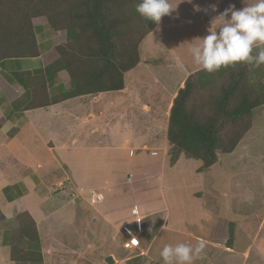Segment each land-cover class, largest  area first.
I'll return each mask as SVG.
<instances>
[{
    "label": "crops",
    "instance_id": "crops-1",
    "mask_svg": "<svg viewBox=\"0 0 264 264\" xmlns=\"http://www.w3.org/2000/svg\"><path fill=\"white\" fill-rule=\"evenodd\" d=\"M245 3L194 0L190 4L192 12H196L194 5L207 11L197 12L191 20L184 11L175 12L176 20L163 17L160 30L154 27L142 41L140 52L149 54L155 48L170 55L181 52L173 47L172 40L185 45L206 36L210 27H217L213 19L220 12L230 5L241 9ZM211 5L217 6L216 12L211 11ZM33 26L38 55L0 62V264H102L108 247L115 248L119 238L122 246L120 230L135 218L133 209L144 217L140 237L146 231V219L155 213L134 192L136 184L155 180L164 196L170 191L164 186L167 172L173 170L166 165L163 152L170 146V113L186 79L201 69L194 65L184 68L187 61L176 55L185 75L174 90L160 97L147 83L141 88L140 78L149 67L140 55L138 66L125 75V89L115 91L120 95L108 92L66 98L64 95L72 89L69 73L48 72L47 67L59 58L58 47L68 41V34L55 30L41 17L33 20ZM149 35H155V39ZM158 40L162 46L153 43ZM144 41L150 42L145 49ZM36 92L40 107L34 106ZM136 150L142 154L136 156ZM221 162L220 157L215 165ZM200 190L194 193L198 211L191 216L192 230L183 233L195 243L191 246L201 241L206 245L208 254L194 264H264V195L257 209L244 211L237 202L254 207L258 199L253 195L230 196L227 203H222L219 193L207 195ZM91 194L102 198L95 203ZM204 194L212 201L205 200ZM165 201V209L170 212L167 198ZM230 206L238 218L222 213ZM167 217L170 219L171 213ZM32 222L37 238L30 231ZM240 238L243 244H239ZM153 242L154 238L145 249L138 250L140 258L146 260L144 264H155L151 257ZM13 246L20 251L17 260L12 259ZM37 253L42 255L41 263L31 255ZM108 256L118 261L112 251L105 260Z\"/></svg>",
    "mask_w": 264,
    "mask_h": 264
},
{
    "label": "trees",
    "instance_id": "trees-1",
    "mask_svg": "<svg viewBox=\"0 0 264 264\" xmlns=\"http://www.w3.org/2000/svg\"><path fill=\"white\" fill-rule=\"evenodd\" d=\"M138 3L140 0H0V62L38 55L33 20L41 17L68 34V41L58 47L59 58L47 67L48 72L69 73L72 89L64 97L122 91L126 73L141 61L142 41L156 26L136 12ZM235 66L217 71L222 81L218 87H208L207 93L210 81L203 70L191 74L179 90L168 126L172 164L184 153L208 169L218 163L220 155L233 153L252 129L254 112L264 106V78L251 84L246 66L224 74ZM202 90L206 94L200 95ZM34 97V106L40 107L39 93ZM31 224L29 229L37 238L36 225ZM18 250L13 246L12 259L17 260ZM31 255L42 262L41 253ZM138 261L146 262L142 257Z\"/></svg>",
    "mask_w": 264,
    "mask_h": 264
},
{
    "label": "rangeland",
    "instance_id": "rangeland-1",
    "mask_svg": "<svg viewBox=\"0 0 264 264\" xmlns=\"http://www.w3.org/2000/svg\"><path fill=\"white\" fill-rule=\"evenodd\" d=\"M179 2L180 0H171L173 6ZM176 11L187 12L189 15L187 20H191L197 15V11L192 12L190 4L187 2L179 3ZM169 17L171 20H176V18H178L175 12H173ZM170 34L173 35L172 32ZM149 37L155 39V35H149ZM200 42L201 41L198 37L186 42L185 45L172 40L171 43L173 47H176L181 52H171V55L162 53L158 48H155L152 52H149V54H146L147 52H140V55L145 57V63H147L149 67V71H143V76L140 78V82L142 83L141 88H143L147 83L150 91L159 92L160 97L161 94L165 96L167 95V92L174 90L177 87L178 81H180L185 75L184 73H181L176 55L179 56V54H181L184 61H187L184 68H189L190 66L192 69V65H197L191 55L190 48L194 45H198ZM149 43V41L143 42L144 49ZM153 43H156L157 47L162 46V44L160 45L159 40L156 42L154 41ZM244 66L247 67L249 77L248 80H250L251 84H257L261 80L262 76L264 78V64L256 67L254 64L238 63L235 67L225 70L224 74L229 75L231 73L230 71H238V69ZM139 68H141L139 70H142V66ZM206 75L210 81V84L207 85L205 90L207 93L208 87H218L222 79L221 74L218 72H207ZM155 83L158 84L155 85ZM159 84H161V86ZM132 86L134 88V85ZM255 88L258 90V85H255ZM206 93H203L202 90L199 94L203 95ZM110 95L118 96L120 93L115 92ZM163 152L165 153L164 155L167 156L165 158L166 165L171 167L173 170L171 172H167L168 183L164 187H168L170 191L166 194V196L163 194L161 184L155 180L147 183L142 181L139 184H136L135 190L133 189L134 192L137 193L138 198L141 199L143 205H146L148 208H152V210L155 211L153 215L146 219V231L140 237L142 241L141 249H145L149 245L151 239L154 238L151 248V257L153 258L155 264H164V261L160 256V252L166 245L175 246L179 243L189 245L192 243L195 245L191 238L187 237L183 233L185 231L191 232L192 230L191 216L196 213L198 205L196 203L197 197L194 196V193L198 192L199 189L207 195H211L214 192L219 193L220 198H222V203H224V201L227 203L230 196L248 198L249 195H253L251 197H256L258 199L255 202L256 206L249 207L244 202L243 204L237 202V207L244 211H253L257 209V204H260L262 201V195H264V106L256 109L254 112L252 129L240 141L235 151L230 154L220 155L219 159L221 157L222 162L218 165H214L211 169H203V163L201 161L191 159L184 153L179 155V160L176 164H172L171 158L174 152L171 145L167 151ZM125 153L127 155L128 151ZM135 153L137 156L142 154V151L136 150ZM160 158H162V156H160ZM141 163L146 164L145 162ZM125 189H127V192L132 193L130 192L131 188L128 189L127 187ZM201 194L202 193L198 195ZM207 195H203L204 199L211 202L212 199L207 197ZM108 196L111 197L114 196V194H108ZM165 198H167V201L169 202L168 205H170V212L165 209ZM233 199L234 198L231 197V203ZM260 208H258V210ZM129 212L130 210L123 211V213ZM170 213L171 218L169 219L167 216ZM222 213H224L227 218L229 216L232 218H238L235 216L237 213L234 212L232 206H230V208L226 207V209H223ZM127 216V214L123 215L125 218H127ZM165 226H167V228ZM237 234L238 233H235V235ZM243 243L244 241L240 238L239 244ZM115 244V248H107V253L103 255L104 259L102 264H107L105 256L108 255L110 251H112L118 259L115 264H128V261H134V264H139L138 258H140L141 251H128L123 249L120 244V238ZM211 252H213V250H211ZM204 253L208 254V251H204ZM121 259L126 261H122Z\"/></svg>",
    "mask_w": 264,
    "mask_h": 264
},
{
    "label": "clouds",
    "instance_id": "clouds-1",
    "mask_svg": "<svg viewBox=\"0 0 264 264\" xmlns=\"http://www.w3.org/2000/svg\"><path fill=\"white\" fill-rule=\"evenodd\" d=\"M181 2L192 4L193 0ZM179 3L173 6L171 0H140L136 12L154 22L156 31H159L162 18L176 12ZM245 4L241 9L230 5L220 12L213 19L217 27H210L206 36L198 38L201 42L190 48L194 62L201 70L213 73L238 63L254 64L256 67L264 64V0ZM210 7L211 11H217L216 5ZM194 10L207 11L198 5H194ZM205 247L203 241L195 247L184 243L166 245L160 256L164 264H194L195 260L203 257Z\"/></svg>",
    "mask_w": 264,
    "mask_h": 264
},
{
    "label": "built area",
    "instance_id": "built-area-1",
    "mask_svg": "<svg viewBox=\"0 0 264 264\" xmlns=\"http://www.w3.org/2000/svg\"><path fill=\"white\" fill-rule=\"evenodd\" d=\"M95 196V203L99 202L102 198L101 195L91 194ZM134 219L131 223L125 224L120 230L123 236L122 247L128 251H138L141 248L140 235L144 232V217L139 216L138 209H133ZM142 219V220H141ZM140 220V221H135Z\"/></svg>",
    "mask_w": 264,
    "mask_h": 264
},
{
    "label": "water",
    "instance_id": "water-1",
    "mask_svg": "<svg viewBox=\"0 0 264 264\" xmlns=\"http://www.w3.org/2000/svg\"><path fill=\"white\" fill-rule=\"evenodd\" d=\"M105 261L107 262V264H115V259L113 258V256H108Z\"/></svg>",
    "mask_w": 264,
    "mask_h": 264
}]
</instances>
